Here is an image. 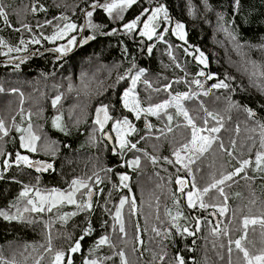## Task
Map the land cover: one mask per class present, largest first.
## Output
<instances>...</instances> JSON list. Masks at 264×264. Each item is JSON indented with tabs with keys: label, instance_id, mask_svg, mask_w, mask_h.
Listing matches in <instances>:
<instances>
[{
	"label": "trees",
	"instance_id": "trees-1",
	"mask_svg": "<svg viewBox=\"0 0 264 264\" xmlns=\"http://www.w3.org/2000/svg\"><path fill=\"white\" fill-rule=\"evenodd\" d=\"M34 2L35 0H0V3L7 6L9 23L12 25L9 27L0 18V39L12 47L19 46L21 48H23V45H20L21 39L25 41H29L33 37L40 39L39 44H28L27 51L13 52L7 56L0 55V88L3 89L0 91V118L5 119L11 126L12 118L15 117L16 123L26 126L27 121H22L20 112L23 109L26 117L27 113L31 111L33 125L37 127L42 136L54 141L57 148L54 157L44 155L42 152L31 154V156L33 159L54 162L55 168L54 171H48L45 175L35 174L26 167L17 168L15 166L4 172V179L0 180V209L7 208L11 202L15 201L23 184H36L37 178H39L41 188L62 190L68 188L72 179L91 176L95 171H98L101 177L107 178L104 183L98 185V188H102L104 191L94 197L92 213H80L69 219L67 223L59 222L55 214L35 215L34 219L37 222L33 224L10 223L0 218V253L7 258H12L13 256H10L7 251L9 247L15 246L17 252L14 254L19 264H35V259L41 254L45 256L41 264H48L49 257L43 252V249H40L39 252H32L29 249L24 256L19 253L23 251L26 244L37 246L46 244L49 229L45 225L49 220L52 222L50 233L53 247L57 250H67L71 243L82 234L86 221L91 219L95 231L92 236L86 237L82 242V251L73 255L74 264H83L95 239L104 234L112 236L114 242L117 243V248H123L126 251L132 264H159L158 260L153 261V253L159 252V238L154 239V233L151 232L152 225L158 223L155 220L157 197L159 198V214L162 219H166L164 216L165 207L172 209L173 213L175 212L172 199V194L175 193L180 199V208L184 211L185 216L199 217L202 224L201 232L196 237L181 238L174 233V243L166 242L169 257L179 251L188 264H193V261L196 264H204L207 251L214 264H225L212 250L213 238L209 236V225L205 222L206 220L212 221L209 211L216 210L187 208L185 196L179 193L178 185L175 184L177 175L189 181L192 180V177L187 176L184 171L177 173L176 167L167 164L163 159L154 166L143 155V151H147L150 155L172 158V151L178 146L176 142L183 140L188 135L186 129L176 127L177 123L183 124V118L174 119L173 132L167 133L165 130V134L161 135L159 130L164 128L166 118L162 120L150 116L148 120L154 127L149 131L145 128L143 118L136 120L134 115L122 106L121 97L130 83V77L119 82H117V78L125 75L129 69L132 70V74H135L140 68L146 70L143 79L149 80L153 88L148 89L143 83L137 85L139 99L144 107L149 104L162 103L169 99L170 95L189 91L190 87L191 90L198 92L200 90L195 85L190 86V82L197 78L196 74L203 68V65H199L192 56L184 53L183 47H188V45L192 46L189 51H192L193 48H200L208 57L209 64L204 69L206 73H213L218 79H223L226 74L235 77L230 81L235 89L234 92L222 89L213 90V94L210 96L201 95L193 100L185 101V107L193 116L204 115L198 107L201 101L210 111H217L224 116V128L218 135L236 157L233 159L227 156L226 153L219 150L217 144H214L213 149L205 154L201 161H197V164L192 166L197 186L201 188L206 186L213 174L219 178L221 173L231 172L235 167H238L240 159L249 158L248 149L252 147L253 141H255V147L252 148L251 155L254 159L255 151L259 150L260 139L256 121L264 122V94L251 85L248 75L243 71V67L246 65L243 64L241 56L233 50V45L226 39L225 34L216 31V14H224L226 25L238 33L241 43L257 46L244 48V52L247 53L246 59L264 63V49L259 47L264 45V0H241V8L238 13L234 11L233 0H208L213 9L211 12L204 11L202 0H192V3L198 8L195 18L187 14V0H159V3L168 7L173 20L185 23L188 44L178 40L171 32L165 35L167 43L155 40L150 42L137 33L131 35L123 33L122 24L133 19L143 7L155 6L156 0H152L151 4L148 0H140L138 5H134L125 13L124 21H114L107 16L103 9H96L93 12L92 20L101 27L97 30L85 28L84 32L72 33L77 37L79 47L76 52H73L76 48L73 47L72 51L63 57H59V54L52 50L65 44L67 40L54 42L45 40L41 37V33L43 36H50L55 25L62 23L54 19L61 14L69 16L78 27L84 26L87 19L84 10H91L90 5L95 0H39V3L47 11L33 15L30 9ZM206 19L210 23H205ZM47 20H51L52 24L42 28L38 27V24H44ZM22 24L30 25L32 31L25 30ZM113 28L120 31L114 35L102 34ZM92 35H95V39L89 45L81 47L80 39ZM153 45L152 52L149 53L147 49ZM169 45L172 46V54L176 57L175 62L168 54ZM2 52H7V49L0 48V53ZM14 57L24 58L23 62L21 63L19 59H12ZM177 63L180 65L179 68L176 67ZM17 64H19L18 68ZM67 69L70 70L69 73ZM59 75L62 76V81L60 85H57ZM15 77H20V80L23 83L27 82L28 85L8 83ZM198 78L204 80V77ZM177 80L188 83H176ZM215 82L216 80L207 81L205 88ZM48 84L57 85V88L52 93L40 94L39 90L42 91ZM166 84H172V88L163 91ZM69 85L72 86L71 91ZM156 88L161 91H154L153 89ZM12 89L17 91L13 92ZM57 95H61L62 99L60 104L53 108L52 100ZM216 97H220V99L217 100ZM229 97L242 107L229 109ZM101 104L110 105V114L114 119H122L127 116L132 121L137 132L129 139L143 151H126L123 156L111 151V148L100 137L99 132L94 131L97 127L94 124L95 109ZM243 106L253 109L256 116L249 118L247 113L242 110ZM169 111L174 114L175 110L169 109ZM59 113H63L67 133L52 126V119ZM111 123L109 122L105 130L110 128ZM197 123L200 124L201 121L197 119ZM237 125L240 127L238 134L235 131ZM252 128H256V131H251ZM18 136L19 134L12 132L0 144V147L6 153L13 155L16 151L23 152L19 149ZM231 140L236 141L235 150L231 149ZM136 156H140L141 166L139 169L133 170L126 166V161L134 159ZM4 158L0 157V171L3 170ZM106 168H111L113 171L107 174L100 171ZM121 173L130 176L131 179L128 183L131 192L126 188H120L117 191L112 187L113 184H119L118 174ZM248 175L254 179L245 180L241 178L243 176L241 174L233 181L227 182L231 185L225 187L229 197L228 212L224 216L217 213L220 227H227L233 239L239 238L241 232L235 229L240 227V222L245 215L259 216L264 211V173L253 172L249 169ZM169 177L172 182H169ZM189 190H191L190 184L185 191ZM109 193H111V197H109ZM236 193L240 195L237 196ZM210 195L212 194L210 193ZM123 196L135 197L137 204L135 215H130L128 206H125L126 239L129 241L127 244L118 239V235L122 234L112 232L110 225L113 220L104 211L105 201H108L107 208L114 212ZM253 200L255 203H251ZM212 202L218 201L213 200ZM71 211H74L73 206L61 209V212ZM104 221H108V226H103ZM181 223L191 226L194 222L182 220ZM212 223L215 224L213 221ZM137 224L141 229V239L144 241L141 253L131 251L134 246L137 247L135 241ZM161 227H168V225ZM259 231V225L256 226L255 234L251 231V227L249 229V238L254 239L258 246ZM69 235L72 236V240L67 239ZM193 239L196 241L194 245ZM227 239V236L221 237L224 243H227ZM189 248H193L194 251H189ZM220 251L226 255L225 250L221 249ZM97 255L100 257L112 256L113 250L104 247ZM233 258H235V253ZM106 264H120L119 257L113 256V259L107 261Z\"/></svg>",
	"mask_w": 264,
	"mask_h": 264
},
{
	"label": "snow or ice",
	"instance_id": "snow-or-ice-1",
	"mask_svg": "<svg viewBox=\"0 0 264 264\" xmlns=\"http://www.w3.org/2000/svg\"><path fill=\"white\" fill-rule=\"evenodd\" d=\"M151 4L152 0H148ZM140 0H95L94 3L90 5L91 10H84L86 16V24L82 27L72 22L71 18L67 15L61 14L58 17H54L55 20L62 23H57L54 27V31L50 36L41 37L49 41L57 40H67L65 44H61L52 51L59 54V57L65 56L67 53L72 51L73 47L78 45L77 37L72 35L77 31H83L85 28L97 30L101 26L93 22V12L96 9H103L109 18L114 21H124L125 13L128 12L134 5H138ZM202 4L205 12L213 11L212 6L209 4L208 0H202ZM233 8L235 12H239L241 8V0H233ZM31 13L35 15L38 12H46L47 9L39 3V0L31 5ZM198 8L192 3V0H187V14L195 18ZM217 27L216 31L225 34L226 39L233 45V50L241 56L243 64V71L248 75L249 81L253 87H256L261 94H264V63H258L254 60L246 59L247 53L244 52L245 47H257L253 45H248L246 43H241L239 35L234 30L230 29L226 25L225 17L223 13H217ZM0 18L2 22L9 27L12 25L9 23V13L7 11V6L0 3ZM205 23H210L207 19ZM234 23V20H233ZM52 21L47 20L44 24H38V27H44L45 25H51ZM167 24L168 27L164 25ZM174 25V26H173ZM23 28L29 32L32 28L28 24H22ZM19 31L20 29H16ZM118 31L117 28L111 29V31L102 33L105 35H114ZM122 31L124 34L131 35L133 33H138L140 37L146 38L148 41H152L155 37L158 41L165 42V35L171 32L178 40L183 41L184 44H188L185 23L179 20H173L169 14V9L159 0H156L155 6L143 7L139 14H137L130 21L124 22L122 24ZM95 35L82 38V42L87 44L89 40H94ZM40 39L33 37L29 41L23 39L20 40V45L23 48L17 46L12 47L7 44L6 41L0 39V48H7V52H2L0 55H9L13 52L27 51L28 44H39ZM222 43V42H218ZM153 46H149L147 51L152 52ZM183 47V45H181ZM264 49V45L259 46ZM192 48L191 45L188 47H183V51L186 55L192 56L199 65H203V68L196 74L197 78H194L190 82L191 85H195L200 91L190 90L186 92H177L175 95H170V98L163 101L162 103L149 104L144 107L139 99L137 92V85L143 83L148 89H152V83L143 79L146 74V70L143 68L138 69L135 74H132V70L129 69L125 75L118 76L117 82L125 80L130 77L131 85L128 87L121 97L122 106L130 114L134 115L136 120L144 119L145 127L151 131L154 127L153 124L148 120V117H156L157 119L166 118V123L163 129H160L161 135L171 133L174 131L172 124L174 119L183 118V124L177 123L176 127H183L188 131V135L184 137L183 140L177 141L174 150L172 151V158L169 157H158L155 155H150L147 151H143L137 148L136 143H132L129 139L134 133L137 132L136 126L132 123L127 116L122 119H114L110 114V105L101 104L95 109V119L94 124L97 126L94 131L100 132L108 141L115 140V146L113 152L121 156L124 155L126 151H143V155L151 162L152 165H157L161 159H163L167 164L176 167V172L180 173L184 171L187 176L192 177V180H186L177 175L175 179V184L178 185V191L182 196H186L187 208L189 209H201L208 210L209 208L215 209L216 211L210 213L212 216H216L217 213L220 216H224L228 212V194L225 191V187H230L231 185L227 182L233 181L235 177L241 176L245 180H252L253 177L248 175V170L251 169L253 172L264 173V122L256 121V127L259 128V150L254 153V159L252 158V148L255 147V141H253L252 147L248 149L249 158L240 159L238 161V167H235L231 172L221 173L219 178L215 174L212 175L211 180L206 186L198 187L195 179V174L193 171V165L197 164V161H201L205 154L209 153L213 149V145L217 144L219 150L226 153L227 156L236 159L233 156V151L226 147L224 142L220 139L219 133L224 128V116L217 111H210L203 101L199 104V110L204 113L203 116H193L190 111L185 107V101L193 100L203 95L205 97L213 94V90H229L235 91L230 81L234 80L235 77L225 75L223 79H218L213 73H206L204 69L208 67L209 60L206 54L200 48ZM126 51V49H125ZM169 56L175 62L176 57L172 54V46L169 45ZM58 57V58H59ZM12 59H19L21 63L24 58L14 57ZM19 67V64L16 65ZM135 67V65H133ZM176 67H180L179 63ZM198 77H204L202 81ZM216 80L212 83L210 87L205 88V83L207 81ZM176 83H188L187 81L177 80ZM172 88V84H166L163 91H168ZM69 90H72V86L69 85ZM154 91H161V89L156 88ZM0 91H3L0 88ZM16 92V89H12ZM23 94L21 93V97ZM62 96L57 95L52 100V107L56 108L61 102ZM217 100L220 97H216ZM23 103V100H21ZM228 107L240 108L242 107L238 103H234L231 98H228ZM169 109H174V114L169 111ZM242 110L247 113L249 118H254L256 112L247 107L243 106ZM38 114V113H37ZM22 121H27L26 126H22L21 123L15 122V117H13V123L11 126L5 121V119L0 118V144L5 141L6 137H9L12 132L19 134V149L23 150L16 151L13 154L6 153L2 147H0V157H5L3 159V170L0 171V180L4 179V172L11 169L13 166L17 168L26 167L28 169H34L37 173H45L50 170L54 171V165L52 162L45 161L43 159H33L31 154L43 153L48 156H55L57 152L56 144L54 141L49 140L46 136H42L40 131L32 123L33 113L29 111L27 116L24 115V110L21 109L20 112ZM197 119L201 121L200 124L197 123ZM111 123V132L115 133V137L111 134L105 132L106 126ZM214 122V123H212ZM79 123V121H77ZM52 126L61 132L67 133V126L64 124L63 113L57 114L52 119ZM235 131L237 134L240 132L239 125L236 126ZM251 131H256V128H252ZM95 139V137H93ZM143 139V137H141ZM252 139V137H249ZM218 142V143H217ZM230 146L232 150L236 149V141L231 140ZM124 166V165H122ZM126 166L132 168L133 170L139 169L141 166L140 156H136L134 159L126 161ZM100 171L107 173L112 172L111 168L101 169ZM157 175H159L157 173ZM119 184H113L112 187L117 191L120 188H126L131 192L129 186L130 176L126 173L118 174ZM107 177H101L98 171L92 173L91 176L77 177L70 181L67 189L59 188H41L39 185V178H37L36 184H23L22 190L19 192L15 201L11 202L7 208L0 209V218L8 222H16L20 224H33L37 221L34 219L35 215L43 216V214H55L56 219L61 223H67L69 219L79 215L80 213H89L93 211V200L98 194H102L104 189L98 188V185L104 183ZM169 182L171 177H169ZM191 185V190L185 191L186 188ZM210 193L212 195H210ZM239 196V193H236ZM111 197V193H109ZM207 198V199H206ZM173 204L175 207V212L172 209L165 207L164 216L166 219H162L159 214V198L157 197V211L155 214V220L157 224H153L151 227V232L154 233V239L159 238V252L153 253V261L158 260L159 264H188L185 257L179 253V251L172 257H169L167 252V243H174V233L179 235L181 238L185 237H196L198 233L201 232V218L185 216L184 211L180 208V199L172 194ZM213 200L218 202H212ZM108 201H105L104 211L113 220L112 225H110L112 232L118 235V239L124 244L129 243L126 239L127 231L125 227L124 220V210L125 206H128L129 214L135 215L137 204L135 197L123 196L119 200V204L115 207L114 212L112 209L107 208ZM255 203V201H251ZM66 206H73L74 211L71 212H61V209ZM99 207V203L97 202ZM192 221L194 222L191 226L189 224H182L181 221ZM209 225V236L212 237V250L214 254L219 258L220 261L225 262V264H264V211L261 212L259 216L256 215H245L240 222V227L235 229L241 232L239 238L233 239L227 227L221 228L219 223L213 224L212 221H205ZM51 220L46 222V227L49 229L47 234L46 244H41L39 246L34 244L24 245L23 251L19 254L24 256L28 253L29 249L32 252H39L43 249L49 257L48 264H74L73 255L82 251V242L86 237L92 236L95 231L91 219L86 221V226L82 230V234L76 238L73 243L68 247L67 250L55 249L52 244V236L50 233ZM162 225H168V227H161ZM259 225V246L254 239L249 238V229L253 234L256 232V226ZM103 226H108V221L103 222ZM137 235L135 241L141 246V248L133 247L131 251L133 253L142 250L144 241L141 239V229L139 225L136 226ZM227 236V243L221 240V237ZM67 239L72 240V236L69 235ZM207 239V238H206ZM193 245L196 243L195 239L192 241ZM104 247L113 250L112 256L100 257L97 253ZM223 249L226 252L222 253L220 250ZM189 251H194L193 248H189ZM89 255L84 258L83 264H106L107 261L112 260L113 256H118L120 264H132L129 259L128 254L123 248H117V243L114 242L111 235L104 234L95 239L93 246L88 250ZM235 253V258L233 254ZM45 259L43 254L39 255L35 259V264H41V261ZM0 264H19L13 254L12 258L5 257L0 253ZM193 264H196L193 261ZM204 264H214L213 261L208 256L207 251L205 252Z\"/></svg>",
	"mask_w": 264,
	"mask_h": 264
},
{
	"label": "rangeland",
	"instance_id": "rangeland-1",
	"mask_svg": "<svg viewBox=\"0 0 264 264\" xmlns=\"http://www.w3.org/2000/svg\"><path fill=\"white\" fill-rule=\"evenodd\" d=\"M165 27H168V25L167 24H165L164 25ZM138 34V33H137ZM158 41L155 37L153 38V40L152 41ZM151 42V41H150ZM7 49V48H6ZM79 66H81V65H79ZM67 72L69 73L70 72V70L69 69H67ZM61 78H62V76H60L59 75V77H57V85L59 84H61ZM5 82H8L7 80H5ZM8 83H15V84H21V85H28L27 84V82L26 83H23L22 82V80H20V77H15V79H13V80H11V81H9ZM57 85H47V86H45L44 87V89L41 91V90H39L40 91V94H43V93H52L56 88H57ZM130 85H131V80H130V83H129V85H128V87H130ZM127 87V88H128ZM126 88V89H127ZM42 89V88H41ZM110 128H111V126H110ZM99 134H100V137H101V133L99 132ZM112 135H113V137H115V133H112ZM34 155V154H33ZM187 192V191H186ZM185 200H186V196H185ZM8 253H9V255L10 256H13V254H14V252H17L16 251V247L15 246H12V247H9V249H8V251H7Z\"/></svg>",
	"mask_w": 264,
	"mask_h": 264
},
{
	"label": "water",
	"instance_id": "water-1",
	"mask_svg": "<svg viewBox=\"0 0 264 264\" xmlns=\"http://www.w3.org/2000/svg\"><path fill=\"white\" fill-rule=\"evenodd\" d=\"M84 32V31H83ZM81 37H82V34H81ZM86 38V37H85ZM80 41H81V43H80V46L81 47H84V46H86V45H89L91 42H92V40H89L88 41V43L87 44H84L83 42H82V40L80 39ZM78 45L76 46V48L74 49V51L73 52H76L77 51V49H78ZM146 128V127H145ZM147 129V128H146ZM105 132H107V133H109V134H111L112 135V132H111V129L110 128H108V129H106L105 130ZM113 136V135H112ZM101 138H102V140L111 148V151L113 152V148H114V146H115V140L113 139L112 141H108L107 139H106V137H104L103 135H101ZM114 153V152H113ZM46 161V160H45ZM48 162H50V161H48ZM53 163V165H54V168H55V164H54V162H52ZM28 169V168H27ZM29 170H31L32 172H34L35 174H42V175H45L47 172H45V173H37L34 169H29ZM50 171H52V170H50ZM179 187V186H178ZM212 212H214V210H210L209 211V216H210V218H211V220L216 224V223H220L219 222V216L218 215H216V216H212V215H210V213H212ZM137 248H141V246L139 245V244H137ZM139 253H141V251H138Z\"/></svg>",
	"mask_w": 264,
	"mask_h": 264
}]
</instances>
